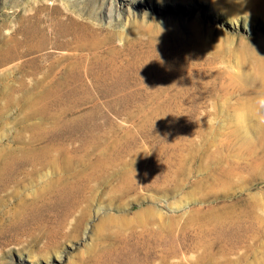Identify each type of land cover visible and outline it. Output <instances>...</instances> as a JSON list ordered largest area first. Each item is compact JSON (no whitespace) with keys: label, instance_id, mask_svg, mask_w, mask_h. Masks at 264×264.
<instances>
[{"label":"rangeland","instance_id":"374dc122","mask_svg":"<svg viewBox=\"0 0 264 264\" xmlns=\"http://www.w3.org/2000/svg\"><path fill=\"white\" fill-rule=\"evenodd\" d=\"M104 258L264 264V0H0V264Z\"/></svg>","mask_w":264,"mask_h":264},{"label":"bare ground","instance_id":"6f19581e","mask_svg":"<svg viewBox=\"0 0 264 264\" xmlns=\"http://www.w3.org/2000/svg\"><path fill=\"white\" fill-rule=\"evenodd\" d=\"M67 43H75L76 44V39L73 37H71L70 39H68L67 41H66V44ZM80 44V43H79ZM84 64H85V62H84ZM83 64V65H84ZM86 67V66H85ZM83 70V69H82ZM85 72H86V70H85ZM49 93V92H48ZM51 93V92H50ZM49 93V94H50ZM87 142V141H86ZM150 243H148V245H149ZM110 258H104L102 261H98V263H96V261H95V264H109V262H110Z\"/></svg>","mask_w":264,"mask_h":264}]
</instances>
